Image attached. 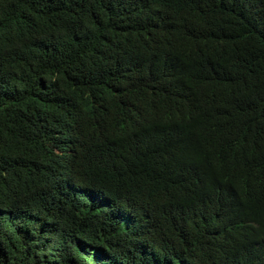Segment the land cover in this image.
Here are the masks:
<instances>
[{
  "label": "trees",
  "instance_id": "obj_1",
  "mask_svg": "<svg viewBox=\"0 0 264 264\" xmlns=\"http://www.w3.org/2000/svg\"><path fill=\"white\" fill-rule=\"evenodd\" d=\"M0 264H264V0H0Z\"/></svg>",
  "mask_w": 264,
  "mask_h": 264
}]
</instances>
